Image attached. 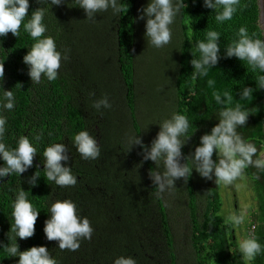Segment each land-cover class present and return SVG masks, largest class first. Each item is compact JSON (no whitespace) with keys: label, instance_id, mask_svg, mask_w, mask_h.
<instances>
[{"label":"trees","instance_id":"16d2710c","mask_svg":"<svg viewBox=\"0 0 264 264\" xmlns=\"http://www.w3.org/2000/svg\"><path fill=\"white\" fill-rule=\"evenodd\" d=\"M185 4L175 23L178 40L164 46L171 56L166 57L171 72L157 78L160 82L166 80L170 87L166 95L162 91L148 92L143 76L138 74L146 67L148 55L158 57L157 48L143 35L146 20L138 18L142 15L139 10L147 6L144 0H120V13L113 14L111 9L97 13L94 26H84L81 31L75 23L91 20L83 17L84 10L73 0L51 7L44 18L45 35L55 39L58 50H69L68 60L61 61L58 78L52 82L42 77L41 83L34 84L27 75L28 68L22 61L35 41L24 31L23 23L18 37L11 33L0 37V64L4 67L0 96L3 90H12L16 99L13 110L0 109L7 117L3 142L15 148L17 139L25 135L37 146L31 167L20 176L12 174L0 180V245L15 242L12 203L16 190L21 188L40 211L33 237L17 238L21 252L45 246L58 264H112L116 257L129 255L137 264H247L238 250L235 228L219 216L221 200L215 178L206 180L193 170L186 183L183 179L175 181L176 189L157 198L149 179V171L157 170L154 162L143 161L139 145L129 150L130 136L139 135L142 144L150 146L160 130L158 124L178 112L190 122L191 137L181 150L183 157H190L200 137L218 123L220 106L212 99L215 90L230 91L233 104L239 102L250 109L246 125L238 132L263 152L264 90L256 88L257 74L245 62L223 58L224 48L239 27L246 26L249 34L262 38L257 0H240L233 18L222 24L215 21L218 10L204 8L203 0H185ZM29 5V14L45 7L36 0H29ZM66 25L71 26L67 29ZM209 30L221 34L222 58L201 78L194 75L190 61L199 58L196 43ZM154 49L156 52H152ZM158 69L161 66H151V71ZM209 79L215 81L213 87H209ZM152 84L151 77L149 88ZM243 87L254 89L247 101H239ZM104 95L112 107L97 111L92 103ZM149 98L157 102L151 105L152 110ZM82 130L95 137L101 149L98 159H82L73 146L74 135ZM52 143H63L68 148L69 161L61 163L77 176L74 187H58L44 176L43 151ZM3 163L0 160V166ZM188 163L191 166V161ZM158 170L163 171L162 163ZM36 172L39 180L32 187L28 181ZM244 177L252 185L256 203L254 214L243 227V238L255 224V235L264 245V171L249 167ZM209 181L213 183L209 185ZM57 199L75 202L78 213L88 218L94 230L91 239H82L76 251L60 250L58 241H48L44 235L48 206ZM18 259L0 247V264H18ZM251 264H264V254Z\"/></svg>","mask_w":264,"mask_h":264},{"label":"clouds","instance_id":"9594fccd","mask_svg":"<svg viewBox=\"0 0 264 264\" xmlns=\"http://www.w3.org/2000/svg\"><path fill=\"white\" fill-rule=\"evenodd\" d=\"M38 7L29 14V0H0V37L11 33L14 37L20 34L23 23L27 32L35 43L28 49L23 57V63L28 68L27 75L34 84L41 83L42 77L48 82L58 78L61 61L68 60V49L58 50L55 39L45 35L47 26L44 23L46 12L53 6H60L65 0H36ZM77 7L84 10L88 20H94L97 13L112 10L113 14L122 11L120 0H73ZM240 5V0H203V7L218 10L215 15L217 23H223L233 18ZM185 0H148L147 6L139 11L138 18L146 20L145 38L154 48H162L172 40V25L176 18L186 8ZM27 20L25 22V18ZM220 36L215 30L205 32L203 40L197 41L196 49L198 59L190 61L195 70L194 75L203 78L210 69L215 68L220 56ZM235 57L245 62L248 68L256 75V88L264 90V38L257 37L256 33L249 34L246 26H241L224 48L223 58ZM4 77V67L0 64V81ZM213 87L215 81H207ZM254 89L243 87L239 92V101L249 100ZM212 99L219 107L218 123L209 133L200 137L199 146H196L190 157L182 156V148L191 136H188L190 122L186 115L172 112L170 117L158 124L159 132L151 141L150 146L142 144L139 135L130 136L128 139L129 150L133 145L143 149V161H152L157 170L149 171V179L155 185L156 196L161 198L165 193L175 188V181L183 179L186 183L193 170L206 180H213L223 185H233L242 178L245 169L252 167L264 171V152H258L254 143L246 141L238 132L243 128L250 115V109L242 107L239 102L233 104V95L230 91H213ZM16 103L12 90H3L0 96V109L11 111ZM92 107L97 111L110 109L107 95L95 100ZM152 125V124H149ZM148 125V126H149ZM7 126V117L0 112V180L16 174L20 176L33 165L37 155V146L25 135L16 141L15 148H9L4 142V133ZM147 126V128H148ZM184 138V139H182ZM40 137H35L39 140ZM77 153L84 160H96L100 157L101 149L97 141L88 130L76 133L72 140ZM128 150V151H129ZM68 148L63 143H52L43 151V173L47 181L58 187H74L77 176L70 167L64 166L69 161ZM215 154L216 159H213ZM181 159L186 162L181 163ZM64 162L62 165L61 162ZM188 161H191L189 166ZM163 165V171L158 170V165ZM39 175L36 172L29 179V184L35 187ZM26 193L21 188L16 190L12 203V217L14 223L11 231L14 233V243L2 246L10 257H18V264H58L45 246H33L23 252L19 251L17 238L24 240L33 237L35 224L40 214L27 199ZM48 219L44 221L43 232L48 241H58L60 250L76 251L80 241L90 240L93 228L87 217L78 213V207L70 199H57L48 206ZM245 222V213L229 212L225 223L233 228H238ZM238 250L243 261L251 264L257 256L264 254V245L259 242L254 230L238 242ZM112 264H137L132 256H118Z\"/></svg>","mask_w":264,"mask_h":264},{"label":"rangeland","instance_id":"374dc122","mask_svg":"<svg viewBox=\"0 0 264 264\" xmlns=\"http://www.w3.org/2000/svg\"><path fill=\"white\" fill-rule=\"evenodd\" d=\"M144 1H146V3H148V0H144ZM83 17H86V15H83ZM178 17L176 18L175 23L177 22ZM93 23H96V22H93V20H91V23L85 24L81 21L80 23H75V24H77V25H75L76 26L75 28H77L78 30L81 31V28L84 26H87V25L94 26ZM145 23H146V21H145ZM145 23H144V27H143L144 30H145ZM175 23L171 26L172 31H173L172 41L177 42L178 38H176L175 35L178 32V28L176 27ZM70 24L73 25L74 23L71 22ZM66 26L68 29V27L71 25H66ZM144 34L145 33H143V35ZM165 48H167V47L165 46ZM165 48L162 47V48L157 49L158 57L148 55L147 56L148 58H146V67L144 69L141 68L138 70V74L140 73L143 76V82L146 83V85H147L146 87H147L148 92H150V90L157 91V92L162 91L166 95L165 91L168 92L170 90V87L166 85V80H164L163 82L162 81L160 82L157 79L162 74L165 75V74L171 72L169 59L166 58V57H171V56L167 55L166 50H164ZM152 52H156V50L154 49ZM152 55H153V53H152ZM153 64L156 67L161 66V69H158L156 71H151V66ZM151 77L153 78V84L149 88V83H150ZM147 103H148V107L152 110L151 105H156L157 102H156L155 98H152V99L149 98L147 100ZM163 110H165V108H163ZM247 181L249 182V180L247 178H245L244 174H243L242 178H240L236 182H234L233 185H223V184L217 185L216 184L218 187V190L220 192L219 196H220V200H221V210L219 211L220 218L223 221H225V217L227 216V214L229 212H243V213H245L244 224H242L238 228H235V234L238 237V240H237L238 242L241 239H243V234H242L244 232L243 227L246 226V224H247L246 220L251 218L252 213L254 214L253 209H254L255 203H256L255 198H254L255 194H254V190L252 189V185H251V183L248 184ZM208 183L210 185L213 182L210 183V181H209Z\"/></svg>","mask_w":264,"mask_h":264},{"label":"water","instance_id":"95a60500","mask_svg":"<svg viewBox=\"0 0 264 264\" xmlns=\"http://www.w3.org/2000/svg\"><path fill=\"white\" fill-rule=\"evenodd\" d=\"M257 6H258V27L261 31L262 38H264V0H257ZM263 105H264V95H263Z\"/></svg>","mask_w":264,"mask_h":264},{"label":"built area","instance_id":"2783aa9c","mask_svg":"<svg viewBox=\"0 0 264 264\" xmlns=\"http://www.w3.org/2000/svg\"><path fill=\"white\" fill-rule=\"evenodd\" d=\"M255 229H256V225L253 224V225L251 226V228L249 229L248 234H249L250 232H252L253 230L255 231Z\"/></svg>","mask_w":264,"mask_h":264}]
</instances>
